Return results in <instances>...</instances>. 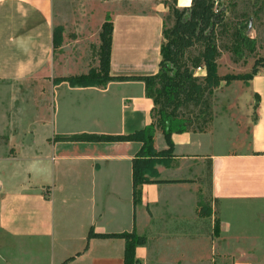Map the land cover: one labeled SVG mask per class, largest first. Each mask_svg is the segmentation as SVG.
Here are the masks:
<instances>
[{
    "label": "crops",
    "instance_id": "0c3cea01",
    "mask_svg": "<svg viewBox=\"0 0 264 264\" xmlns=\"http://www.w3.org/2000/svg\"><path fill=\"white\" fill-rule=\"evenodd\" d=\"M112 21L110 74L156 73L162 16L119 11ZM55 27L56 0H0V82L47 84L36 98L38 126H30L37 136L0 137L6 139L2 146L20 149L0 154V168L28 169L26 179H12L7 168L0 172V264H124L125 239L90 237L91 230L144 236L137 264H264V235L250 223L263 212L255 203L264 201V72L250 79L258 105L246 145L224 152L216 149L212 130L173 133V154L163 156L135 204L133 160L141 142L67 137L140 130L153 122V100L138 79L96 86L56 82ZM145 33L151 34L145 41H155L157 65L151 71L124 67L120 53L146 45ZM148 55L132 64L139 68ZM13 112L4 105L1 120L9 122ZM154 145L169 147L162 132ZM202 205L209 215L200 214Z\"/></svg>",
    "mask_w": 264,
    "mask_h": 264
},
{
    "label": "trees",
    "instance_id": "16d2710c",
    "mask_svg": "<svg viewBox=\"0 0 264 264\" xmlns=\"http://www.w3.org/2000/svg\"><path fill=\"white\" fill-rule=\"evenodd\" d=\"M192 2L191 8L180 7L178 0L168 3L169 12L163 17L161 59L156 73L130 76L110 74L114 24L108 13L101 26L99 42L92 44L90 48L89 71L55 78L56 82L67 81L71 86L103 85L114 79H138L144 82L146 95L154 103L151 124L132 133L83 132L67 137L78 141L141 142L138 156L133 160L135 204L141 200L143 184L153 181L152 177L157 176V164L163 160V156L173 154L172 134L185 131L206 132L211 128L214 121V95L219 80L217 62L225 51L243 54L247 42L251 41L246 26L252 21V15L259 18L262 12V6H257L253 13L244 10L238 14L239 19L234 20L232 13L235 11V2L230 6L228 17L214 11V0ZM222 10L225 11L226 8ZM227 10L229 12V8ZM58 30L55 27L54 50L62 41ZM199 67L205 69V73H199ZM193 69L195 72H192ZM260 73L263 72L254 69L250 79ZM157 131L164 134L168 148L156 149L154 142ZM200 214L209 215L210 211L202 205ZM219 229L217 219L216 233ZM89 236L124 238V264H137L136 248L145 242V237L134 230L111 233H96L91 230Z\"/></svg>",
    "mask_w": 264,
    "mask_h": 264
},
{
    "label": "rangeland",
    "instance_id": "374dc122",
    "mask_svg": "<svg viewBox=\"0 0 264 264\" xmlns=\"http://www.w3.org/2000/svg\"><path fill=\"white\" fill-rule=\"evenodd\" d=\"M214 1V11L225 17L230 15V6L235 2V11L232 13L234 20L239 19L237 16L240 12L245 10L253 13L257 6H262L260 17L257 18L252 15V21H249L246 26L251 41L247 42L248 45L243 54L236 55L225 51L217 62L219 80L216 83L214 95V121L209 130L216 134V149L227 152L237 149L241 145H246V142L249 141L251 125L257 113V97L250 88V75L256 68L259 69V72H264V0ZM170 2L172 0H56V28H59L58 32L62 41L55 50V59L57 63H60L55 67V74L62 76L66 73L70 75L71 72L84 73L89 71L90 46L98 41L100 27L108 13L111 14V18L119 11L159 13L163 18L169 12L168 3ZM187 2L189 3L186 4ZM192 3V0H178L180 7L191 8ZM225 8L226 10L223 11L222 9ZM140 27L144 32H148L150 28L148 24ZM208 29L210 30L211 26ZM145 36L149 35L145 33L142 36L143 42ZM149 37L151 39V34ZM145 44L137 51L120 53V55H124L122 58L125 62L124 67L132 66L131 70L134 71H151L155 68L157 65L155 41H149L148 38ZM145 53L149 54L144 60L145 63H142L139 68L132 64V60L138 59L139 55ZM198 72L205 73V71ZM46 85L40 81H34L31 84L0 82V110L8 104L9 111H14L8 118L9 122L2 121L0 118V128L7 126L3 128L4 130L0 129V137L5 135L8 139L10 137L14 139V136H17L20 140L26 136L23 139L31 140L35 135L37 136V131L32 134L29 133L30 126L34 127L38 124L37 111H35L38 102L36 98L39 97L41 89ZM47 95L48 92L45 96L47 97ZM26 101L27 103H25ZM45 102L48 103V100L46 99ZM12 123L14 126H11ZM14 127L15 131L12 130ZM4 140L6 139L2 138L1 140L0 138V154L9 152L10 155H15L20 150L18 147L10 148V145L2 146ZM4 168H7L6 170L9 171V176L11 175L12 179H26L28 177L25 175L28 169L20 164L10 167V164L3 165L1 163L0 172L4 173ZM13 168L17 169L13 170ZM29 169L32 172V168L29 167ZM255 206L263 212L261 215L255 213L258 216L254 220H250L252 231L256 235H264V201L255 203Z\"/></svg>",
    "mask_w": 264,
    "mask_h": 264
},
{
    "label": "built area",
    "instance_id": "2783aa9c",
    "mask_svg": "<svg viewBox=\"0 0 264 264\" xmlns=\"http://www.w3.org/2000/svg\"><path fill=\"white\" fill-rule=\"evenodd\" d=\"M203 70H205V69H203L202 67L198 68V71H203Z\"/></svg>",
    "mask_w": 264,
    "mask_h": 264
},
{
    "label": "water",
    "instance_id": "95a60500",
    "mask_svg": "<svg viewBox=\"0 0 264 264\" xmlns=\"http://www.w3.org/2000/svg\"><path fill=\"white\" fill-rule=\"evenodd\" d=\"M192 72H195V70L193 69Z\"/></svg>",
    "mask_w": 264,
    "mask_h": 264
},
{
    "label": "bare ground",
    "instance_id": "6f19581e",
    "mask_svg": "<svg viewBox=\"0 0 264 264\" xmlns=\"http://www.w3.org/2000/svg\"><path fill=\"white\" fill-rule=\"evenodd\" d=\"M189 2H187L186 4H188Z\"/></svg>",
    "mask_w": 264,
    "mask_h": 264
}]
</instances>
